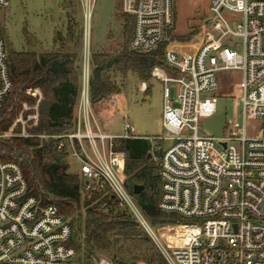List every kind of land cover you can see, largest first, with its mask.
<instances>
[{
  "label": "built area",
  "instance_id": "2783aa9c",
  "mask_svg": "<svg viewBox=\"0 0 264 264\" xmlns=\"http://www.w3.org/2000/svg\"><path fill=\"white\" fill-rule=\"evenodd\" d=\"M9 3L0 0V11ZM86 4L88 20L92 0ZM174 6V0H122V11L133 17L131 47L148 52L166 41ZM209 12L196 48L168 44L165 64L153 66L152 75L164 86L161 124L166 136H141L172 140L154 156L160 165L158 206L190 221L155 229L125 184L126 154L115 147L117 137L139 135L129 119L123 134L101 127L90 108L86 73L70 129L52 134L26 130L29 120L38 124L43 97L40 87L28 86L35 103L23 102L0 138H54L58 149L78 162L84 194H112L129 208L169 264H264V0H210ZM2 27L0 15V106L14 87ZM233 69L242 73L235 89L240 118L221 136L201 133V118L217 108L218 72ZM250 119L259 123L249 129ZM19 123L23 127L18 130ZM107 206L106 200L100 203ZM72 231L70 219L54 202L43 203L29 193L21 165L0 159V264H80L75 247L68 244ZM94 263L112 264L101 256Z\"/></svg>",
  "mask_w": 264,
  "mask_h": 264
},
{
  "label": "trees",
  "instance_id": "16d2710c",
  "mask_svg": "<svg viewBox=\"0 0 264 264\" xmlns=\"http://www.w3.org/2000/svg\"><path fill=\"white\" fill-rule=\"evenodd\" d=\"M122 13L126 16L124 23L127 20L130 23L129 43L126 41L114 54L92 53V102L120 91L116 80L106 76L104 70L112 68L123 77L134 72L140 79L147 80L155 64H165L166 41L148 52L132 48L133 17L123 11ZM2 33L5 36L3 27ZM80 33L81 28L75 34V21L69 15L67 41L71 43L78 40L79 45ZM24 35L27 44H30L32 34L25 30ZM60 38L61 35L56 36L54 41L57 43ZM8 51L9 72L14 87L0 106V130L10 127L24 100L35 103L36 98L26 92L28 86L40 87L43 93L39 103V122L29 130L35 134H52L70 129L82 83V68L77 62L75 50L62 47L16 51L8 47ZM115 147L126 154L125 184L154 225L190 221L176 212H165L158 206L161 192L160 165L153 161L154 153L149 138L118 137ZM162 150L161 146L157 154ZM0 159L18 162L27 179L29 193L41 198L43 203L54 202L59 213L70 219L73 231L68 244L75 247L80 264H95L92 258L99 257L100 252L106 250L113 252L110 259L112 264H126L117 252L122 249L125 250V255L131 256L133 263L141 259V252L135 253L129 247L123 248L118 242V237L135 240L141 235V230L135 227L139 226L141 229L142 226L132 212L129 208L122 207L110 193L102 195V192L95 191L90 195L84 194L81 176L69 170L68 155L58 149L54 138L46 140L35 135L0 139ZM136 184L143 185L141 192H134ZM103 200L108 202L107 208L100 207ZM83 207L84 213L81 210ZM134 245L141 250V242H134ZM145 257L151 264H169L166 260L147 253Z\"/></svg>",
  "mask_w": 264,
  "mask_h": 264
},
{
  "label": "rangeland",
  "instance_id": "374dc122",
  "mask_svg": "<svg viewBox=\"0 0 264 264\" xmlns=\"http://www.w3.org/2000/svg\"><path fill=\"white\" fill-rule=\"evenodd\" d=\"M121 1L92 0V15L87 20L86 0H63V2L61 0H10L9 5L0 11L7 47L16 51L72 48L76 52L77 62L81 64L83 83L85 73L86 76L87 74L90 76L92 70L91 55L93 52L114 54L120 50L122 44L126 41L129 43L131 28L128 20L124 23L125 15L122 13ZM209 4L210 0H174L175 21L169 29L165 45L170 44L182 49L196 48L202 35V21L210 13ZM69 15L75 21V34L81 28L79 45L78 40L71 43L67 41ZM25 30L32 34L33 39L30 44H27L25 40ZM60 35L61 38L56 43L54 39ZM236 39L239 40L240 38L236 37ZM104 74L116 80L120 91L117 97V92H114L99 101L92 102L91 100L90 108L101 127L105 130L110 129L114 133H122L124 132L126 116L134 125L135 134L146 137L161 134L166 136L161 124L164 86L159 78L152 75V70L147 77L148 85L145 89L142 87L144 80L140 79L134 72H130L126 77H123L111 68L104 70ZM218 75L220 77V87L216 91L218 97L216 111L209 116L202 117L199 122L201 133L215 136L223 135L231 121L237 117L240 118L242 109L235 97L236 85L240 84L242 80L241 71L237 69L225 70L218 72ZM171 91L174 95V87L171 88ZM25 101L27 100L23 102ZM29 111L35 112L33 109ZM258 123V120L250 119L248 128L250 129ZM25 125L26 130H29L34 124L29 120V123L26 122ZM22 127L23 125L19 123L17 129H22ZM10 137L12 138V136H5L0 139ZM40 138L47 140L49 137L40 136ZM151 143V149L155 156L161 146L167 147L172 143V140L170 138L155 139L151 140ZM154 156L153 161L156 162ZM68 161L70 164L69 170L72 172L77 171V161H71L69 158ZM81 210L84 213L85 207ZM177 222L183 221L163 222L155 225V229L160 231L162 226ZM135 228L141 230L138 239L118 237V242L123 248L129 247L135 253L141 252V259H137L133 263L131 256L125 255L124 249L117 250L124 262L135 264L137 261H141V264H151L145 257L146 253L149 256L166 260L147 232L142 227L141 229L139 226ZM134 242H141V250L135 248ZM112 253V250L101 251L100 256L111 259ZM92 260L94 261V257ZM113 264L119 263L115 262Z\"/></svg>",
  "mask_w": 264,
  "mask_h": 264
},
{
  "label": "crops",
  "instance_id": "0c3cea01",
  "mask_svg": "<svg viewBox=\"0 0 264 264\" xmlns=\"http://www.w3.org/2000/svg\"><path fill=\"white\" fill-rule=\"evenodd\" d=\"M63 2V1H62ZM145 82V84L142 86L144 89L147 87V85H148V83H147V81L146 80H144L143 81V83ZM118 93L119 92H117V95H116V97L118 96ZM79 97H80V95H79ZM78 100H79V98H78ZM77 103H78V101H77ZM76 107H77V104H76V106H75V109H76ZM75 109H74V115H75ZM162 118V117H161ZM73 119H74V116H73ZM125 119H127L126 118V116H125ZM109 131L110 132H112L110 129H109ZM124 132H125V127H124ZM124 132H117L116 134H123ZM114 133V132H113ZM138 135V134H137ZM137 137H141V135H139V136H137ZM118 138V137H117ZM165 147V146H164ZM163 147V148H164ZM69 158V157H68ZM70 159V158H69ZM71 161H72V159H70ZM125 161H126V159H125ZM78 163V162H77ZM69 168H70V166H69ZM125 168V167H124ZM73 172H76L77 173V171H73ZM135 264H141V261H137Z\"/></svg>",
  "mask_w": 264,
  "mask_h": 264
},
{
  "label": "water",
  "instance_id": "95a60500",
  "mask_svg": "<svg viewBox=\"0 0 264 264\" xmlns=\"http://www.w3.org/2000/svg\"><path fill=\"white\" fill-rule=\"evenodd\" d=\"M62 1H63V0H61V2H62ZM150 155H151V154H150ZM142 189H143V185H142V184H136V185L134 186V192H136V193L141 192Z\"/></svg>",
  "mask_w": 264,
  "mask_h": 264
},
{
  "label": "bare ground",
  "instance_id": "6f19581e",
  "mask_svg": "<svg viewBox=\"0 0 264 264\" xmlns=\"http://www.w3.org/2000/svg\"><path fill=\"white\" fill-rule=\"evenodd\" d=\"M91 15H92V12L89 11L88 14H87L88 20L91 18Z\"/></svg>",
  "mask_w": 264,
  "mask_h": 264
}]
</instances>
